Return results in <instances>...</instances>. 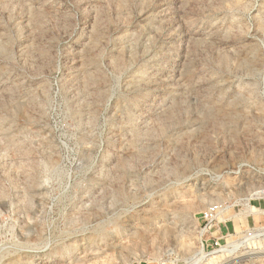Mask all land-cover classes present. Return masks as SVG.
<instances>
[{"label":"rangeland","instance_id":"obj_1","mask_svg":"<svg viewBox=\"0 0 264 264\" xmlns=\"http://www.w3.org/2000/svg\"><path fill=\"white\" fill-rule=\"evenodd\" d=\"M0 264H264V0H0Z\"/></svg>","mask_w":264,"mask_h":264},{"label":"built area","instance_id":"obj_2","mask_svg":"<svg viewBox=\"0 0 264 264\" xmlns=\"http://www.w3.org/2000/svg\"><path fill=\"white\" fill-rule=\"evenodd\" d=\"M223 207L221 204L216 203L210 205L203 213H202V219L203 222L206 223V230L212 229L215 226V223L220 219V217L223 215ZM259 234H261L260 229L252 228L247 231H245L243 237H241L243 240H254L256 238H259ZM212 246L216 250H220L222 245L221 238L213 237Z\"/></svg>","mask_w":264,"mask_h":264},{"label":"bare ground","instance_id":"obj_3","mask_svg":"<svg viewBox=\"0 0 264 264\" xmlns=\"http://www.w3.org/2000/svg\"><path fill=\"white\" fill-rule=\"evenodd\" d=\"M221 218V217H220ZM223 220V219H222Z\"/></svg>","mask_w":264,"mask_h":264}]
</instances>
